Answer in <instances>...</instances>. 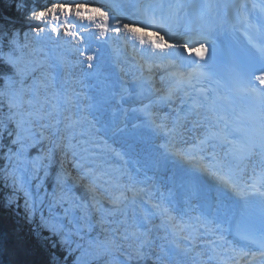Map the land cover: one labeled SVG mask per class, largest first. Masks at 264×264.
Returning <instances> with one entry per match:
<instances>
[{
	"label": "snow or ice",
	"instance_id": "1",
	"mask_svg": "<svg viewBox=\"0 0 264 264\" xmlns=\"http://www.w3.org/2000/svg\"><path fill=\"white\" fill-rule=\"evenodd\" d=\"M108 7L0 28L2 206L22 199L30 242L75 264H264V0H155L138 26ZM223 31L244 39L222 50ZM129 36L148 47L107 71Z\"/></svg>",
	"mask_w": 264,
	"mask_h": 264
},
{
	"label": "rangeland",
	"instance_id": "2",
	"mask_svg": "<svg viewBox=\"0 0 264 264\" xmlns=\"http://www.w3.org/2000/svg\"><path fill=\"white\" fill-rule=\"evenodd\" d=\"M67 2L70 3V4H72L73 6H74V3L75 2H83V3L86 4V7H88V8L101 7L102 8V11H106L107 13L109 11H111L110 13H112V15H113L112 9L110 7H108L109 5H111L113 3V0H67ZM116 2H118V1L116 0ZM52 3H56V1L55 2H52ZM4 4H5L6 7H13L15 9V11L18 12V13L22 11L21 10V5L18 3V0H4ZM121 11H122V7L120 9V15H122V12ZM29 15L30 14H27V13L23 12V16H21V17L18 16L19 19H16V21L11 22V25L9 26V29H15L16 31H18L20 33L29 32L32 27H34V26H36V25H38L40 23L38 21L30 20L29 19ZM69 18L72 19L74 21V23H76V24H90V22L87 19L80 20L79 18H77L75 16L74 13H72ZM109 18L111 19V16H109ZM61 19H64V17H61ZM129 23H131V22H129ZM62 30L63 29H61V31ZM90 30L98 33V30L95 28L94 25L91 26V29ZM64 39H65V37H64ZM79 59H83V57H79ZM78 72H79V69H77V73ZM2 163L4 165L6 162L4 160L0 159V167L3 166V165H1ZM50 181H48L47 184H46V190L49 191V192L51 191V188H52V186L50 185V183L52 184V182H50ZM82 190H83V187H82ZM9 191L10 190L4 186L3 182H0V192L2 193V195L4 197H6V195H7V193ZM2 202L3 201L0 199V205L1 206H2ZM20 202H23L22 199L20 200ZM20 206L21 207H19V208H22L23 207V203H20ZM19 208H15V209H11V210L6 209V210H9L10 215H12L14 213L17 216V213L19 211ZM57 211H59V209H57ZM15 215H13L11 217V219L12 218L15 219V217H14ZM22 216H24V212H23ZM19 218H21V217L19 216ZM22 220H23V222L21 224H20V222H17V224H20V227L22 229H26L27 227L30 226V228L28 229V233L31 236L30 229H31V227H32V229H34L35 224H30L29 222H27L23 218H22ZM28 241H29L28 250H26V252L23 251V250L20 251V259L14 257V253H15L14 251H10V256L12 258H14V260H16L17 263H19V264H21L20 261H22V264H49V260H50L49 258H51L52 264H67L64 261L66 259L62 255V253H61L62 251L66 254V258L71 259V264H75L73 257L79 255V253L76 252V253L71 254V256H70V254H67L66 251L64 249L60 248V247H58L60 249V251L58 252L59 255H57L54 252H52V251L50 252V250H48L49 248L56 249L55 246H52V247H43L42 248V247H39V246H37L35 244H30V237H29V240ZM31 245H32V248L35 247V249H32L31 248ZM30 248H31V250H30ZM4 254H6V252ZM49 254H51V255H49ZM62 259H64V260H62ZM27 261H28V263H26ZM12 264H15V263H12Z\"/></svg>",
	"mask_w": 264,
	"mask_h": 264
},
{
	"label": "bare ground",
	"instance_id": "3",
	"mask_svg": "<svg viewBox=\"0 0 264 264\" xmlns=\"http://www.w3.org/2000/svg\"><path fill=\"white\" fill-rule=\"evenodd\" d=\"M130 5H132V4H130ZM108 9V8H107ZM111 11H109L108 12V15L109 16H111L112 17V13H110ZM130 24H132V23H130ZM133 26H134V24H132ZM63 31V30H62ZM61 31V32H62ZM145 31H148V32H150L151 31V29H146ZM124 35H126V34H124ZM69 39H71V38H69V37H65V40H69ZM113 47H116V45H112ZM142 47H144V48H147L148 47V45L146 44V45H141ZM121 50V52L120 53H123V50H122V48L120 49ZM128 48L126 49V52H124V53H126L125 55H123L122 56V60H124V61H126V59H128V58H131L132 56H133V54L130 56L129 54H128ZM124 67H128L129 65L128 64H126V65H123ZM107 71H113V72H116V71H118V69H116L115 68V63H113V60H112V68H110V69H107ZM159 74H157V76H158ZM114 78V77H113ZM101 87H103L104 85H103V82H101V85H100ZM129 87H131L130 85H129ZM161 143L163 142V140H161L160 141ZM2 185V184H1ZM50 185H51V183H50ZM84 190V189H83ZM82 190V191H83ZM83 196V195H82ZM0 198H5L4 196H2V193L0 192ZM20 203H23V202H20ZM21 207V206H20ZM7 208H5V207H1V205H0V224H1V227H2V229H4V236H7V237H12V238H14V237H23L25 240H29V237H30V234L28 233V229L30 228V226L29 227H27L26 229H22L21 227H20V224L23 222V220H22V218L24 219V216H22V214H23V212H24V208L22 207V208H19V211H18V213H17V216L13 213L12 215H10V212H9V210H6ZM13 215H15L14 217H15V219H11V217L13 216ZM19 216L21 217V218H19ZM14 220V221H13ZM13 221V222H12ZM17 222H20V224H17ZM22 226V225H21ZM35 228V227H34ZM31 229H32V227H31ZM30 244H32L31 242H30ZM34 247V246H33ZM31 248H32V245H31ZM31 248H30V250H31ZM32 249H35V247L34 248H32ZM26 250H28V246H27V248L25 249V250H23V251H25L26 252ZM39 250V249H38ZM50 250V249H49ZM5 252H1V256L2 257H4L5 258V260H6V262L8 263V264H12V263H15V264H19V263H17V261L16 260H14V258H12L11 256H10V251H8V252H6V254H4ZM62 253V252H61ZM42 255V254H41ZM61 255V254H60ZM71 256V255H70ZM14 257L15 258H18V259H20V252H15L14 253ZM52 257V256H51ZM50 259V258H49ZM62 260H64V259H62ZM21 262V264H22V261H20ZM26 263H28V261L26 262ZM252 264H256V263H252Z\"/></svg>",
	"mask_w": 264,
	"mask_h": 264
},
{
	"label": "trees",
	"instance_id": "4",
	"mask_svg": "<svg viewBox=\"0 0 264 264\" xmlns=\"http://www.w3.org/2000/svg\"><path fill=\"white\" fill-rule=\"evenodd\" d=\"M55 1L59 2V0H18V3L21 5V10L23 12L30 14L32 10L44 9V8L50 6L51 3L55 2ZM22 11L18 13L15 11V9L13 7H6L4 4V0H0V28H4V27L9 28V26L11 25V22L16 21V19H19L18 16H20V17L23 16ZM1 165H3V163ZM0 182H2V181H0ZM49 249H50V252L52 251L55 254L59 255L58 252L60 251V249L58 247H56V249H51V248H49ZM49 255H51V254H49ZM62 255H63V257H65L66 254L62 251ZM65 259H66V260H64L65 263L71 264V259H68V258H65Z\"/></svg>",
	"mask_w": 264,
	"mask_h": 264
},
{
	"label": "water",
	"instance_id": "5",
	"mask_svg": "<svg viewBox=\"0 0 264 264\" xmlns=\"http://www.w3.org/2000/svg\"><path fill=\"white\" fill-rule=\"evenodd\" d=\"M4 232L5 231L4 229H2L1 224H0V235H4ZM0 264H8L5 258L1 256V252H0Z\"/></svg>",
	"mask_w": 264,
	"mask_h": 264
}]
</instances>
